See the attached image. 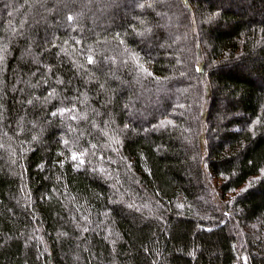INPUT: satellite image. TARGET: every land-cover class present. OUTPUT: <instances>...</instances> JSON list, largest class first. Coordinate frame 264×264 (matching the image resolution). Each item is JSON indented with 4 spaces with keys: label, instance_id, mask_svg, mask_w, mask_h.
<instances>
[{
    "label": "trees",
    "instance_id": "1",
    "mask_svg": "<svg viewBox=\"0 0 264 264\" xmlns=\"http://www.w3.org/2000/svg\"><path fill=\"white\" fill-rule=\"evenodd\" d=\"M0 264H264V0H0Z\"/></svg>",
    "mask_w": 264,
    "mask_h": 264
},
{
    "label": "snow or ice",
    "instance_id": "2",
    "mask_svg": "<svg viewBox=\"0 0 264 264\" xmlns=\"http://www.w3.org/2000/svg\"><path fill=\"white\" fill-rule=\"evenodd\" d=\"M72 19V17H69V20H71ZM89 63H92V59L91 58H89ZM73 159H76V155L74 154L73 155Z\"/></svg>",
    "mask_w": 264,
    "mask_h": 264
}]
</instances>
